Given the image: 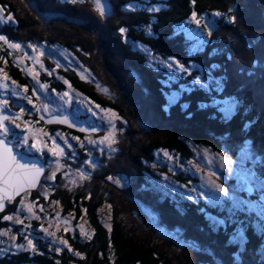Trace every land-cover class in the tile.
<instances>
[{
  "label": "rangeland",
  "instance_id": "obj_1",
  "mask_svg": "<svg viewBox=\"0 0 264 264\" xmlns=\"http://www.w3.org/2000/svg\"><path fill=\"white\" fill-rule=\"evenodd\" d=\"M65 1L23 0V5L32 15L39 17L41 26L40 31L20 33L21 20L17 10L9 1L4 3L0 0V8L3 9L0 16H12L11 20H0V36H4L8 41L5 43L0 40V116L10 117L5 123L11 129L6 139L22 147L26 154L40 158L44 163V177L39 187L26 190L17 198L11 199L0 215V256L28 252V256L34 258L57 252L59 257L72 256L73 259L81 257L80 252L86 253L85 242L96 236L89 219L92 213L86 206L81 203V212H65V199L55 193L58 189L66 187L78 193L81 188L87 195L92 196L87 193V189L93 187L90 179L98 174V168L104 163L108 164L112 158L115 160V154L118 156L124 152L122 136L127 135V131L131 133L133 129L129 127L130 122L122 118L111 104L107 105L105 101L100 103V99L93 100L88 96L92 95L91 93L80 91L83 90V81L94 84L97 90L108 96L107 98H114V101L123 105H126L124 98L127 99L129 105L125 106L126 109L131 106L130 103L134 108L143 102L146 112H152V109L148 108L150 82L142 69L120 61L116 63L118 70L112 64L113 61L110 62L115 70H112L107 78L111 89L118 94L115 97L109 85L102 82L97 74L104 73L103 69L96 71L97 65L92 64L99 59L96 50L94 55L90 45H87V50L90 51V54H87L79 47L84 39L72 37L71 29L75 30L72 26L75 23L73 20L78 21L76 24L84 33V27L94 22L98 28H106L111 21L107 19L116 17L118 22L119 16L127 9L155 14L161 8L163 12L164 8L168 11L172 9L170 0L120 1L124 6L113 0H106L105 15H101L94 0ZM108 5L112 6L109 8ZM18 10L20 13L21 9ZM247 10L249 12V8ZM107 15L111 16L106 17ZM221 16L219 11H214L207 15H198L190 25L177 27L178 32L186 35L184 43L189 53L204 49L209 41L207 30L211 29ZM82 20L84 21L81 22ZM154 20L155 16L147 26L150 36H153L151 25ZM48 24L51 33L43 34L42 30H45L44 27ZM116 28L117 33L125 38L123 44L135 51L136 49L129 45L132 39L128 37V26L120 28L116 25ZM133 28L138 27L134 25ZM109 29L110 26L106 31ZM136 34L140 33L136 31ZM86 35L90 37V34ZM111 41L109 36L104 43L108 44L110 53H114ZM137 41L134 46L139 49L138 54L143 56L144 62L148 60V66L164 73V84L170 89L167 93L169 104L177 101L184 103L189 91L203 87L211 93L213 105L222 106L228 103L225 105L226 116L235 112L238 100L220 98L217 95L221 92L223 80L213 77L212 72L206 71L200 61L187 62L174 55L163 52L158 54L151 49V45L149 47ZM9 44H17L19 47L13 48ZM109 51L107 48L103 49L105 55ZM125 66L126 70L123 71ZM75 72L79 77L71 76ZM190 75L194 76L191 80ZM241 90H235L233 93L240 94ZM71 113L85 118L93 126H98L97 128L100 127V131H93L92 134L84 131L83 136L70 131L68 126L73 125ZM58 115L68 117L64 118L63 122H50L46 118ZM156 117L159 118L160 115L157 113ZM189 143L194 151L193 156L189 158L168 149H158L154 153V172L148 175L147 188L149 192L156 189L160 198L155 192L154 196L159 200L170 198L165 210L166 220L180 223L176 216L171 217L169 214L172 203L183 211L184 204L188 201H205L216 208V212L210 213L208 225L200 226L195 234L208 239L211 235L218 239L219 235L214 231L222 229L229 233L228 237L238 247V251H243L248 241L247 229L253 226L261 233L262 241L247 247L251 252L253 247H258L257 254L264 258V175L260 174L255 165L261 163L262 156L257 155L255 149L251 148L249 140L234 149L222 148V151L197 145L191 140ZM261 167L264 168V163ZM106 181L124 187L129 185V180L124 174L111 175ZM221 188L224 191H221ZM28 205H31V211L28 210ZM230 207L241 209L235 210L234 214H226ZM103 211L105 225L110 227L109 202L105 203ZM147 211L146 216L137 213L146 231L159 232L168 237V240H176L178 247L188 244L198 249L199 243L195 242L194 236L186 238L188 231L185 232V237H182L183 233L178 227L168 231L165 229L166 220H162L151 207ZM172 232L175 234L171 235ZM69 234L74 237L75 244ZM29 240L32 241L35 251L33 247L28 246ZM61 241H66V244ZM223 248L228 255L233 254L231 246L225 245ZM207 250L211 252L210 249ZM219 257L222 259L220 255Z\"/></svg>",
  "mask_w": 264,
  "mask_h": 264
},
{
  "label": "trees",
  "instance_id": "obj_2",
  "mask_svg": "<svg viewBox=\"0 0 264 264\" xmlns=\"http://www.w3.org/2000/svg\"><path fill=\"white\" fill-rule=\"evenodd\" d=\"M2 1L4 3L9 1L17 10L21 20L20 33L40 31L39 17L32 15L23 5V0ZM113 1L124 6L120 2L123 0ZM15 4L21 9L20 13ZM170 5L172 9L165 11L164 8L163 12L161 8L156 14L127 9L119 16L118 22L116 17L107 19L111 20L108 23L110 26L108 31H106L108 26L100 29L94 22L84 27V33L76 24L78 21L73 20L75 23L72 26L75 30L71 29L72 37L84 39L79 47L87 54H90L87 45H90L94 55L96 50L99 59L92 64L97 65L96 71L103 69L104 73L97 74L106 85L110 87L107 77L112 70H115L112 64L116 66L120 61L123 64L137 65L148 76L150 82L148 108L152 109L153 113L150 114L153 115L149 116L143 102L134 108L130 103L131 106L126 109L125 106L129 105L127 99L124 98L126 105H123L114 101V98H107L108 96L97 90L94 84L83 81L81 83L83 90L80 91L85 94L91 93L92 95L88 96L93 100L100 99V103L105 101V104H111L110 106L122 118L130 122L129 127L133 129L131 133L127 131V135L122 136L124 152L118 156L115 154V160L112 158L108 164L104 163L98 168V174L90 179L93 187L89 189L90 191L87 189V193H91L92 196L87 195L81 188L78 189V193L67 187L58 189L55 193L65 199L63 206L65 212L73 210L81 212V203L86 206V209L92 213L89 219L96 236L85 242L87 251L80 252L81 257L73 259L72 256L59 257L60 254L56 252L52 255L30 258L28 252H21L0 256V264H205L206 262L264 264V258L257 254L258 247H253V252L247 247L262 241V235L255 227L251 226L247 229L246 247L243 251H238V247L228 237L229 233L222 229L214 231L220 239H214L211 235L208 239L194 233L200 229V226L208 225L210 213H215L216 208L205 201L198 203L188 201L184 204L183 211H180L175 203H172L169 214L171 217L176 216L180 223H171L166 220L165 215L170 198L159 200L156 189H151L149 192L147 188L148 175L154 172L152 163L155 160V150L168 149L189 158L194 154L190 140L215 151H222V148L234 149L249 140L251 148L255 149L257 155L262 156L261 163L255 165L260 174L264 175V168L261 167L264 163V0H170ZM214 11H219L222 16L216 20L211 29L207 30L209 41L202 51L189 53L184 43L186 35L178 32L177 27L190 25L193 23V18L198 15H207ZM74 16L76 17L77 14ZM109 16L111 15L106 17ZM154 16L155 20L151 25L153 36H150L147 26ZM116 25L120 28L128 26V37L132 39L129 45L136 49L135 51H131L123 44L125 38L117 33ZM134 25L138 28L134 29ZM44 28L43 34L51 33L49 24ZM136 31L140 34H136ZM86 33L90 34V37ZM109 36L112 39L114 53H110L108 44L104 43ZM137 40L149 47L151 45L155 53L174 55L187 62L200 61L206 71L212 72L213 77L223 80V87L217 95L220 98L238 100L235 112L226 116L225 105L228 103L222 106L213 105L211 93L203 87L189 91L184 103L177 101L169 104L167 93L170 89L164 84L166 77L157 68L148 66L147 63L150 64L148 60L144 62L143 56L138 54L139 49L134 46ZM105 48L109 51L107 55L103 53ZM117 69L119 70V67ZM125 70L126 66L123 71ZM119 73L122 74L121 71ZM71 76L79 77L76 72ZM193 77L190 75L189 79ZM239 89H242L240 94L233 93ZM110 90L115 97L118 95L111 87ZM157 113L160 115L159 118L156 117ZM68 127L70 131L83 136L84 130ZM116 174H124L129 180V185L124 187L106 181V178L109 179L111 175ZM154 192L158 198L154 196ZM106 202H109L111 211L108 219L110 227L104 222L103 207ZM150 207L162 220H166V230L170 231L178 227L183 233L182 237H185L186 231H188L186 238L194 236L195 242L199 243L198 249L188 244L178 247L176 240H168V237L162 236L159 232L146 231L137 213L146 216ZM239 209L241 207H230L225 213L231 215ZM173 234L175 233L172 232L171 235ZM68 236L75 244L74 237L71 234ZM76 236L79 237L78 234ZM225 245L233 248V254L228 255L224 252Z\"/></svg>",
  "mask_w": 264,
  "mask_h": 264
},
{
  "label": "snow or ice",
  "instance_id": "obj_3",
  "mask_svg": "<svg viewBox=\"0 0 264 264\" xmlns=\"http://www.w3.org/2000/svg\"><path fill=\"white\" fill-rule=\"evenodd\" d=\"M71 2H75V0H71ZM94 3L101 15H105L107 8L106 0H94ZM2 12L3 9L0 8V13ZM217 15H219V13H217ZM4 19L11 20L12 16L9 15L6 18L0 16V20ZM197 23H199V21H197ZM121 31L123 32L124 29H121ZM0 40H4L5 43H8L4 36H0ZM9 46L13 48L19 47L17 44H9ZM65 95H67V93H65ZM113 115L115 114L113 113ZM9 119V116H0V211L4 208L5 200H11L13 196L18 195L26 188L34 187L42 171V169L35 164L21 163V160L14 154L13 148L9 147L5 139L9 136L11 131L9 126L5 123V121ZM34 146L35 145H33V147ZM62 151L61 149V154ZM220 190L224 191L222 188ZM28 210L31 211V205H28ZM5 219L10 220L12 217H5ZM61 243L66 244V241H61ZM28 246L33 247L31 240L28 241ZM33 251H35L34 247ZM77 255H79V253H77Z\"/></svg>",
  "mask_w": 264,
  "mask_h": 264
},
{
  "label": "water",
  "instance_id": "obj_4",
  "mask_svg": "<svg viewBox=\"0 0 264 264\" xmlns=\"http://www.w3.org/2000/svg\"><path fill=\"white\" fill-rule=\"evenodd\" d=\"M112 5H108V7L110 8ZM69 114V113H68ZM67 114V115H68ZM66 117H68V116H65V115H58L57 117H46L47 118V120L48 121H55V120H59V121H62L64 118H66ZM62 118V119H61ZM71 119H73L72 121H73V125H71V126H73V127H76L77 129H81V130H84V131H86V132H92V131H94V130H97V131H100V127L99 128H96V127H98V126H92V125H90V124H88L87 123V120L86 119H84V118H80V117H78V116H75V115H73L72 113H71ZM63 122V121H62ZM84 122V123H83ZM87 124V125H86ZM89 132V133H90ZM6 139V138H5ZM6 142L8 143V145H9V147H12L13 148V150H14V154H16L17 155V157L21 160V163H26V164H35L37 167H39V168H41L42 169V171H41V173H40V175H39V177H38V179H37V181H36V184H35V186L34 187H31V188H26L25 190H27V189H36V188H38V186H39V183H40V181H41V179H42V177H43V171H44V163H43V161L40 159V158H38V157H36V156H30V155H28V154H26L22 149H20V148H17V147H15L10 141H8L7 139H6ZM30 157V158H29ZM24 190V191H25ZM24 191H22V192H20L18 195H15V196H13V198L12 199H15V198H17L20 194H22ZM7 205H8V200H5L4 201V208H3V210H5V208L7 207ZM3 210L2 211H0V213L1 212H3Z\"/></svg>",
  "mask_w": 264,
  "mask_h": 264
},
{
  "label": "flooded vegetation",
  "instance_id": "obj_5",
  "mask_svg": "<svg viewBox=\"0 0 264 264\" xmlns=\"http://www.w3.org/2000/svg\"><path fill=\"white\" fill-rule=\"evenodd\" d=\"M13 145H14V144H13ZM14 146H15V147H18L17 145H14ZM18 148H20V149H22V150H23V148H22V147H18ZM9 201H10V200H8V203H9Z\"/></svg>",
  "mask_w": 264,
  "mask_h": 264
},
{
  "label": "bare ground",
  "instance_id": "obj_6",
  "mask_svg": "<svg viewBox=\"0 0 264 264\" xmlns=\"http://www.w3.org/2000/svg\"><path fill=\"white\" fill-rule=\"evenodd\" d=\"M94 131H97V130H94ZM93 132V131H92Z\"/></svg>",
  "mask_w": 264,
  "mask_h": 264
}]
</instances>
